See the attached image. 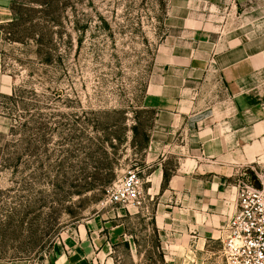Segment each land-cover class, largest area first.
Returning a JSON list of instances; mask_svg holds the SVG:
<instances>
[{
    "label": "rangeland",
    "instance_id": "rangeland-1",
    "mask_svg": "<svg viewBox=\"0 0 264 264\" xmlns=\"http://www.w3.org/2000/svg\"><path fill=\"white\" fill-rule=\"evenodd\" d=\"M235 1L215 12L221 31L264 32V0ZM183 5L194 10L196 0H14L0 46V264H53L57 246L95 218L107 237L94 264H226L221 241L190 258L156 219L178 201L152 190V173L163 163L171 174L188 153L148 161L155 114L143 101L162 72L159 47L181 33L169 12ZM220 80L216 71L200 79L196 107L240 124L219 103ZM248 167L264 172V163ZM133 169L142 203L110 204L109 187Z\"/></svg>",
    "mask_w": 264,
    "mask_h": 264
},
{
    "label": "crops",
    "instance_id": "crops-1",
    "mask_svg": "<svg viewBox=\"0 0 264 264\" xmlns=\"http://www.w3.org/2000/svg\"><path fill=\"white\" fill-rule=\"evenodd\" d=\"M223 1L196 0L194 10L183 5L169 12L168 23L181 33L159 47L156 60L162 72L143 101L155 114L148 161L162 155L165 162L168 155L188 153L179 158L164 189L163 163H157L150 181L156 194L178 201L173 207H158L156 219L169 243L174 248L176 242L183 243L190 258L200 257L210 242H220V230L236 211L238 174L264 163V32L243 24L222 32L213 17ZM13 2L0 0V46ZM2 66L0 53V92H5ZM211 71L219 74L217 85L226 96L219 103L231 108L226 117L236 115L240 124L232 118L223 124L215 106L197 109L204 98L192 94ZM191 120L196 122L193 130L188 128ZM105 223L95 218L79 227L57 246L53 264H94V256L105 247Z\"/></svg>",
    "mask_w": 264,
    "mask_h": 264
},
{
    "label": "built area",
    "instance_id": "built-area-1",
    "mask_svg": "<svg viewBox=\"0 0 264 264\" xmlns=\"http://www.w3.org/2000/svg\"><path fill=\"white\" fill-rule=\"evenodd\" d=\"M237 207L220 230L226 264H264V172L251 168L238 174ZM144 178L129 170L108 189V201L117 206L141 204Z\"/></svg>",
    "mask_w": 264,
    "mask_h": 264
},
{
    "label": "trees",
    "instance_id": "trees-1",
    "mask_svg": "<svg viewBox=\"0 0 264 264\" xmlns=\"http://www.w3.org/2000/svg\"><path fill=\"white\" fill-rule=\"evenodd\" d=\"M169 176H170V174H168L167 171L165 170V173H164V183H163V185H165L168 182Z\"/></svg>",
    "mask_w": 264,
    "mask_h": 264
}]
</instances>
